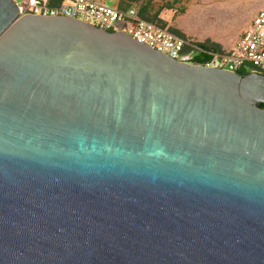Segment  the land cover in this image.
<instances>
[{"label": "water", "instance_id": "obj_1", "mask_svg": "<svg viewBox=\"0 0 264 264\" xmlns=\"http://www.w3.org/2000/svg\"><path fill=\"white\" fill-rule=\"evenodd\" d=\"M0 0V264H264V75Z\"/></svg>", "mask_w": 264, "mask_h": 264}, {"label": "built area", "instance_id": "obj_2", "mask_svg": "<svg viewBox=\"0 0 264 264\" xmlns=\"http://www.w3.org/2000/svg\"><path fill=\"white\" fill-rule=\"evenodd\" d=\"M21 17H68L108 32L122 31L134 40L175 60L194 64L197 57H207L202 65L232 73L245 72L264 75V8L255 17L247 31L230 51L221 52L183 38L156 21L141 17L145 0L129 2L126 9L108 6V0H62L53 5V0H13ZM121 3L119 0L118 4Z\"/></svg>", "mask_w": 264, "mask_h": 264}, {"label": "rangeland", "instance_id": "obj_3", "mask_svg": "<svg viewBox=\"0 0 264 264\" xmlns=\"http://www.w3.org/2000/svg\"><path fill=\"white\" fill-rule=\"evenodd\" d=\"M118 2L108 0L107 5ZM145 4L151 19L194 41L200 37V44L215 45L221 52L235 47L264 8V0H145Z\"/></svg>", "mask_w": 264, "mask_h": 264}, {"label": "trees", "instance_id": "obj_4", "mask_svg": "<svg viewBox=\"0 0 264 264\" xmlns=\"http://www.w3.org/2000/svg\"><path fill=\"white\" fill-rule=\"evenodd\" d=\"M61 1L62 0H53V5H56V4L60 3ZM132 1H135V0H132ZM148 10H149L148 5H146L144 3V5L142 7V10H141V14H142L143 17H146V16L149 15ZM154 21L158 22L156 20V18H154ZM159 24H161V23H159ZM161 25L164 26V27H166V24L165 23H162ZM172 32H174L175 34L179 35L180 37L186 38L185 35L177 32V31H172ZM212 48L215 49V50H217V51H220L219 48L217 46H215V45ZM207 61H208L207 57H197V58H195L194 63L197 64V65H204V64H206ZM240 74L242 76H247L248 75L245 72H240ZM261 108L264 109V105H262Z\"/></svg>", "mask_w": 264, "mask_h": 264}, {"label": "crops", "instance_id": "obj_5", "mask_svg": "<svg viewBox=\"0 0 264 264\" xmlns=\"http://www.w3.org/2000/svg\"><path fill=\"white\" fill-rule=\"evenodd\" d=\"M129 2H133V1H128V2H124L123 0H121V3L117 4L116 6H118L120 9H126L127 6H128V3ZM141 17L144 18V19H147V20H151V21H154V19H151L150 17L146 16V17H143L142 14H141ZM174 33V32H173ZM198 43L200 42V37H198ZM197 42V41H196Z\"/></svg>", "mask_w": 264, "mask_h": 264}]
</instances>
